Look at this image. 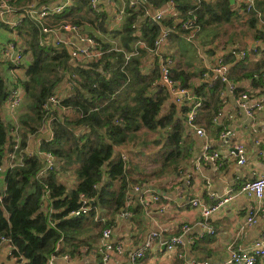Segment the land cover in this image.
<instances>
[{
    "label": "trees",
    "instance_id": "16d2710c",
    "mask_svg": "<svg viewBox=\"0 0 264 264\" xmlns=\"http://www.w3.org/2000/svg\"><path fill=\"white\" fill-rule=\"evenodd\" d=\"M56 1L12 0L10 4L15 14H22L32 5L40 8ZM214 1L215 4L213 0H146L143 5L128 4L119 30L109 29L107 13L95 11L90 0H73L62 13L42 19L26 16L14 30L0 20V26L9 30V37L13 33L18 36L19 43H16L24 58L26 54L32 56L25 67L27 78L24 80L10 81L0 71V248L3 247L1 238H10L16 246L15 256H20L17 264H47L52 254L65 252L64 244L76 247L80 242L74 243V240L85 222H94L98 209L108 210L110 217L97 222L100 233L111 227L114 214L127 206L128 192L140 182L132 177L136 168L125 161L122 150L141 127L168 133L169 144L175 147L177 159L163 162L160 176L184 168L180 166L182 161L186 154L187 159L190 157L189 149L183 154L189 105L170 101L168 89L158 84L159 63L149 72L144 71V59L152 55L162 26L171 29L170 35L174 30L188 35L199 26L229 21L236 15L232 0ZM170 2L179 10L175 16L156 22L145 14V7L161 9ZM238 5L241 10L250 12L244 0ZM209 15L211 18L205 20ZM190 19L192 27L185 29L183 23ZM66 23L97 30L87 34L104 47L102 57L77 63L67 46L49 43L52 34L45 33L43 27L54 28ZM263 28L261 25L257 36L264 38ZM99 31L119 40L124 50L111 48V44L97 34ZM139 40L146 46L134 50ZM128 53H131L129 57ZM0 60L12 67L19 66L2 55ZM226 60L232 62L230 79L236 86L248 79L256 88L264 86V80L254 77L255 73L264 71V59L255 66H251L248 58L236 60L229 55ZM171 75L203 98L198 122L210 126L222 107L221 94L226 84L217 78L212 85L207 82L192 85L190 75L177 68H172ZM63 82L69 83L70 92L58 99L57 89ZM15 88L26 93L29 108L28 113L18 117L19 127L14 126L12 118L8 121L3 115L7 97ZM243 91L236 87V93ZM51 97H56L57 102H51ZM64 110L76 116L65 115ZM46 129L49 137L42 138L41 133ZM32 136L39 138L35 149L29 144ZM17 143L19 147L15 149ZM12 152L22 160L11 168L6 164ZM46 152H51L55 158L51 169L47 168L43 154ZM72 174H75L74 180L65 177ZM84 200L91 210L76 216L74 212L82 207Z\"/></svg>",
    "mask_w": 264,
    "mask_h": 264
},
{
    "label": "crops",
    "instance_id": "0c3cea01",
    "mask_svg": "<svg viewBox=\"0 0 264 264\" xmlns=\"http://www.w3.org/2000/svg\"><path fill=\"white\" fill-rule=\"evenodd\" d=\"M62 1L58 0L51 4L61 3ZM145 2L143 0H99V9H94L90 0V5L97 12L107 13L110 30H119L125 21L126 6L128 4L131 6L143 5ZM231 2L238 12L231 20L215 22L204 27L199 26L196 29L195 39L190 41L186 39V35H183L182 32L174 30L169 36L168 42L160 50L163 56H169L174 60L172 68H177L190 75L189 82L192 85L201 82L202 69L206 65H212L216 57L226 54L230 46L257 47L258 52L252 53L248 57L251 66H255L257 62L264 59V38L257 36L260 35L259 29L264 21V0H256L255 10L250 12L241 10L238 5L240 0H232ZM215 3L216 1L213 0V4ZM145 8L153 14L163 10L166 18L175 16L179 12L178 8L171 2L161 9ZM13 11L14 18L18 17L19 14H15V9ZM119 15H122L121 19ZM210 18V15L206 16L205 20ZM80 28L84 35H88L87 33L92 30L94 32V29L90 27L80 26ZM100 34L111 44V48L124 50L119 40L113 39L111 34H102L101 32ZM9 36V30L0 26V37L3 46L9 41ZM48 39L50 40L49 43L53 44L54 36L51 35ZM140 46H146L145 42L139 40L133 46L134 50ZM151 53L152 55L149 54L144 59V71L149 72L155 67L156 63H159V55L154 52ZM129 54L131 53L127 54L128 57ZM204 55L207 56L208 60L203 64L201 57ZM24 60L28 65L32 61V56L26 54L22 63ZM74 61L88 63V61L76 59ZM21 70L16 69L17 74H20ZM24 71H26V68ZM11 74H14V72L12 71ZM26 78L25 74L23 80ZM62 84L59 90L63 97L70 92V87L69 83L64 82ZM251 86L250 79L237 83V87L243 90ZM170 101H172L171 96ZM22 103L18 107L19 112L22 114L28 113V100L24 91ZM225 108L227 111L233 112L235 116L230 120L226 117L222 118V123L233 129V135L222 139L218 137L219 135L213 133L214 146L220 150L225 159V164L221 169H209L205 166H201L199 169L194 168V160L200 153L203 139L188 128L184 134L185 148L183 154L185 155L189 149L190 157L187 159L186 154L185 159L182 161L180 166L184 165V168H181L178 172L171 170L170 173L151 181L142 180L141 178L144 175L142 176V173L137 174L140 180V183L137 184L144 185L150 198H148L147 203H140L139 194H135L130 207V215L120 217L118 213L114 214V222L110 225L112 227V240L114 244L122 247L121 252H111L114 264H201L205 260L210 261L211 264H218V262L228 257L231 246L251 247L253 241L264 232V201L259 222L256 225L248 226L245 224L247 208L252 200L246 194L239 192L243 182L253 180L264 173V108L257 113L254 119H251L236 106L232 96L228 97ZM64 111L65 115H70L72 118L76 116L75 113L69 110ZM3 115L8 121L11 119L10 111L6 105L4 106ZM41 137H49V130H44ZM239 141L244 142L247 147L248 161L243 165H239L236 160L229 156V150ZM29 144L30 147L37 148L39 138L32 136ZM185 170L192 173L190 178L182 177L180 171ZM207 181H210L209 187ZM2 188H5L4 183H2ZM229 189L236 191L235 196L232 201L219 208L212 215L208 224L213 227L215 233H208L203 225L204 219L201 208L192 207L190 200L201 198L204 204L211 205L216 203L224 192ZM210 192H214L216 197H211ZM151 194L160 195V200L158 202L152 201ZM107 212L108 210L98 209L94 222L91 220L85 222L82 232L74 240V243H80L76 247L64 244L65 252L59 255L56 264L100 263V237L102 233H100L97 222L106 219V217L108 218ZM185 225L189 226L186 231L183 229ZM153 231L159 232L162 239L154 242L153 247L147 251L143 259L132 261L129 253L143 246ZM180 234L183 235L185 243L178 249L167 252L163 243L164 240ZM65 255L68 257L64 258ZM0 264H17L9 258L5 247L0 248ZM257 264H264V259L258 260Z\"/></svg>",
    "mask_w": 264,
    "mask_h": 264
},
{
    "label": "built area",
    "instance_id": "2783aa9c",
    "mask_svg": "<svg viewBox=\"0 0 264 264\" xmlns=\"http://www.w3.org/2000/svg\"><path fill=\"white\" fill-rule=\"evenodd\" d=\"M12 0H0V20L5 24L9 25L12 30L20 25L22 20L26 16L33 17L35 19H42L46 16L53 14L62 13L67 7L72 4V0H63L61 3L49 4L36 8L33 5L26 10L25 13L19 14L18 17L14 18V8L10 4ZM140 1V0H139ZM142 1V0H141ZM146 1V0H143ZM247 5V10L251 11L256 7V0H244ZM91 5L94 9H99V0H91ZM150 19L160 22L166 18L165 12L159 10L156 13L150 11L145 12ZM122 18V15H119ZM193 20L184 21L183 26L185 29H190L192 27ZM264 25V21L262 22ZM45 33H51L54 36L53 45L64 44L70 51L72 58L80 61H96L102 57L104 54V47L92 36L84 35L81 32V28L77 24L66 23L58 27H43ZM171 29L167 26H162L159 36L156 40V47L153 52L160 56L159 67H160V80L158 84L164 86L168 89L172 101L178 105H183L187 103L189 109L186 112L188 128L193 130L199 137L203 139V145L201 147L200 153L196 156L194 160V168L199 169L201 166H205L209 169H221L225 164L224 156L221 154L220 150L214 146V135L213 133L219 135L218 137L225 139L233 135V129L229 125L222 123V118L226 117L229 120L233 119L235 114L231 111H227L225 104L229 96L234 98L236 106L240 108L249 118L254 119L257 113L264 108V86L254 87L252 86L242 93H236V84L230 79V73L232 69V62L227 61V56H232L236 60H246L250 54L258 52L257 47H238L230 46L227 49L226 54L216 57L215 62L212 65L205 66L201 71V82H207L209 85L213 84L214 79H221L222 82L226 84V88L223 90L222 97V107H220L210 126H205L198 122L201 115V108L203 106V98L196 96L190 88H186L182 85V82L172 78L171 71L174 64V60L169 56H163L160 53L162 47L169 40ZM68 36H67V35ZM264 34V28H263ZM196 30H190L189 34L186 35L187 40L195 39ZM11 39L5 44L4 48L1 50V55L10 62L14 64H21L24 55L18 47L19 40L16 34H12ZM16 41L18 43H16ZM44 44L45 41L41 40ZM208 60L207 56H202L201 61L204 64ZM255 78L264 80V71L261 73H255ZM252 82V80L250 79ZM51 102L56 103V97L50 98ZM23 101V90L21 88H15L8 95L6 100L7 109L10 114L13 115L17 108ZM19 147L17 143L15 149ZM32 154V152L30 151ZM47 162V168L51 169L54 167L55 158L51 152L43 153ZM263 155V154H262ZM10 160L6 164L7 167H13L21 162V156L15 152L10 153ZM230 158L237 161L239 165L246 164L248 161L247 147L242 141L237 142L229 150ZM125 158V156L123 155ZM47 170H43L45 172ZM183 178H190L192 173L188 170L180 171ZM208 187L210 186V181H207ZM239 192L246 194L252 203L247 208L246 222L248 226L256 225L261 216L262 203L264 201V173L260 174L253 180H247L241 184ZM148 191L145 189L143 184L135 185L129 192L127 196V206L122 209L119 213L120 217H126L131 214L130 206L134 201L135 194H139V202L147 203ZM236 191L229 189L216 201V203L211 205H206L201 198H193L190 200L192 207L201 208L203 216V225L205 226L208 233L214 234L215 230L208 221L212 215L222 206L232 201L235 196ZM211 197H216L214 192H210ZM161 196L158 194H151L152 201L158 202ZM91 210L88 201L84 200V203L80 209L74 212L76 216H81L86 214ZM189 228L188 225L183 227L184 231ZM161 235L157 231H153L143 246L129 253L130 259L132 261H137L143 259L146 253L151 249L156 240H161ZM165 250L167 252L178 249L185 243L182 234L174 235L168 240H164ZM1 245L7 249V254L9 258L14 260L16 263L20 256H15L14 251L16 246L12 244L11 239L3 236L1 238ZM112 251H122L120 245L114 244L112 240V227H107L103 230L100 237V252L101 261L99 264H114L113 258L111 257ZM58 254H52L48 259L47 264H56ZM67 258L68 256H63ZM264 259V232L253 241L251 247H230V252L227 258L223 261L218 262V264H257L258 260ZM201 264H211L210 261L205 260Z\"/></svg>",
    "mask_w": 264,
    "mask_h": 264
},
{
    "label": "rangeland",
    "instance_id": "374dc122",
    "mask_svg": "<svg viewBox=\"0 0 264 264\" xmlns=\"http://www.w3.org/2000/svg\"><path fill=\"white\" fill-rule=\"evenodd\" d=\"M97 34H100V32H98ZM2 46L3 44L1 42V37H0V50L2 49ZM25 67H26V60H24V62L20 66H15V67H12L11 65H8L6 62L0 60V71L3 74H5L6 77L9 78L10 80L13 79L23 80V78L25 77V71H24ZM16 69L18 70L22 69L21 73L17 74ZM12 71L14 72L15 76L14 74H11ZM56 97L58 99L61 97L59 88L57 89ZM20 114L22 113L19 112V108L14 112L13 115L10 114V118H12L13 120L12 121L10 119V121L14 122L15 124L14 126H17L18 117L20 116ZM167 134L168 133H164L162 130L151 131L145 127H141L138 131H136L135 136L124 145L122 153H124L125 158L124 157L123 158L127 163L133 164L136 168V172L132 174V177L138 178L137 174L141 172L142 176L144 174L146 175L145 177H143L144 180L151 181L152 179L159 178L161 175L159 173V170L160 171L162 170L161 164L165 161L169 162L172 159H177L175 157L176 155L175 147L170 146L169 144L170 141L168 140ZM170 168L172 169V167ZM74 176L75 174H72L70 176L66 175L65 177L67 179L74 180L73 179Z\"/></svg>",
    "mask_w": 264,
    "mask_h": 264
}]
</instances>
